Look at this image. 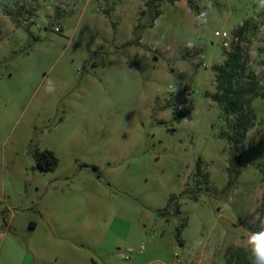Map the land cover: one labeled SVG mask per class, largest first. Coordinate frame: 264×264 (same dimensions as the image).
<instances>
[{"label":"rangeland","instance_id":"obj_1","mask_svg":"<svg viewBox=\"0 0 264 264\" xmlns=\"http://www.w3.org/2000/svg\"><path fill=\"white\" fill-rule=\"evenodd\" d=\"M148 2L0 0V264H236L264 229V0ZM246 21L230 146L213 67Z\"/></svg>","mask_w":264,"mask_h":264},{"label":"trees","instance_id":"obj_2","mask_svg":"<svg viewBox=\"0 0 264 264\" xmlns=\"http://www.w3.org/2000/svg\"><path fill=\"white\" fill-rule=\"evenodd\" d=\"M164 0H149L148 5L152 6L155 3ZM174 4L180 0H167ZM192 10H196L194 0H186ZM159 15L160 13L157 12ZM249 27V22L235 32V36L239 42L233 45L232 50L228 53L225 62L222 65L213 67L216 73L217 93L211 96V99L223 107V112L226 118V123L230 129L227 134V141L230 146L239 145L248 130L255 121V115L249 110V106L255 98L262 97L259 92L258 82L254 74L246 73V66L249 62V55L241 46V41L245 37ZM38 166L43 171L54 172L57 168L58 159L52 151L45 150L37 154ZM200 169V160L197 162ZM172 198L170 199V201ZM169 201V203H170ZM187 226V221H184L182 229ZM248 254L241 251L236 264H247Z\"/></svg>","mask_w":264,"mask_h":264},{"label":"clouds","instance_id":"obj_3","mask_svg":"<svg viewBox=\"0 0 264 264\" xmlns=\"http://www.w3.org/2000/svg\"><path fill=\"white\" fill-rule=\"evenodd\" d=\"M46 91L51 93L53 89L47 87ZM244 251L248 254L250 264H264V229L248 234Z\"/></svg>","mask_w":264,"mask_h":264},{"label":"built area","instance_id":"obj_4","mask_svg":"<svg viewBox=\"0 0 264 264\" xmlns=\"http://www.w3.org/2000/svg\"><path fill=\"white\" fill-rule=\"evenodd\" d=\"M217 35H219V36H220V34H219V33H217ZM222 36H223V37H227V34H225V33H224V34H222Z\"/></svg>","mask_w":264,"mask_h":264}]
</instances>
